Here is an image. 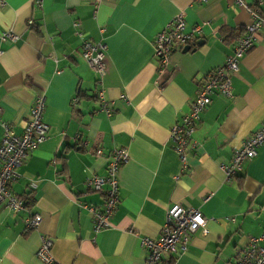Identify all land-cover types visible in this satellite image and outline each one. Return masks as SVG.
Segmentation results:
<instances>
[{"label": "crops", "instance_id": "1", "mask_svg": "<svg viewBox=\"0 0 264 264\" xmlns=\"http://www.w3.org/2000/svg\"><path fill=\"white\" fill-rule=\"evenodd\" d=\"M179 12L185 32L199 30L189 50L174 51L160 75L152 43ZM250 20L234 0H42L41 6L0 0V36L17 35L15 41L0 39V143L2 122L21 133L38 94L45 95L43 121L49 126L10 184L24 209L0 204V264H44L35 256L40 235L52 239L58 264H141L142 239L159 235L174 203L200 209L207 233L197 230L185 251L164 253L161 264H230L250 237L259 236L264 143L232 180H225L221 165L264 118V27L231 75L232 96L212 95L183 170L170 138L173 124ZM226 30L235 32L226 39ZM79 33L106 44L103 76L81 56ZM100 91L109 116L100 108ZM116 148L128 152L119 171L120 202L111 225L94 234L91 216L79 204L103 208L104 191H91L86 178L104 176ZM35 214L41 216L38 228L29 229L26 218Z\"/></svg>", "mask_w": 264, "mask_h": 264}, {"label": "built area", "instance_id": "2", "mask_svg": "<svg viewBox=\"0 0 264 264\" xmlns=\"http://www.w3.org/2000/svg\"><path fill=\"white\" fill-rule=\"evenodd\" d=\"M99 1L96 0V2ZM234 1L237 6L247 10L251 20L245 26L242 35L238 37L224 63L207 74L203 84L199 86L195 98L190 103L189 111L184 114L180 122L174 123L170 130L173 149L178 156L182 170L187 167V150L192 144L193 133L202 113L212 102V95L218 93L226 97L232 96L231 75L239 70L242 57L253 48L259 31L264 27L262 12L264 0H257L251 5L246 4L244 0ZM34 2L37 6L42 4V0H34ZM184 25V13L179 12L170 20L165 29L156 34L152 46L158 74L162 75L167 72L171 54L188 45L193 39L194 33L199 30L197 26L192 32L187 33L184 31ZM79 36L82 39L81 56L99 77L103 76L108 69L105 56L106 44L101 40L85 38L84 33H79ZM0 39L15 41L17 35L11 31H4ZM99 98L101 99V110L109 116L111 109L107 107L103 91L99 92ZM77 101V97L72 98L73 105ZM44 109L45 95L38 94L34 97L28 119L21 133L15 132L8 123L2 122L0 204H4L9 210L19 211L25 207L23 199L10 189V184L20 176L17 168L23 163L28 153L47 138L49 126L43 121ZM263 143L264 118L261 126L246 137L241 146L234 151L231 161L221 165L225 180H232L242 170L243 163L256 156L257 149ZM97 153L100 151L97 150ZM107 160L104 176L93 175L86 178V185L91 191H104L103 208L97 210L93 205L79 204V207L86 210L91 216L94 234L102 232L111 225V215L120 202L118 195L119 171L120 167L128 160V152L124 148H116L112 150ZM40 219L41 216L37 214L27 217V228L37 229ZM207 223L208 219L200 209L184 207L179 203L172 204L166 211L159 235L155 238L145 237L142 239L146 256L141 264H161L164 253L174 254L185 251L192 234L197 230L207 233ZM39 238L40 243L35 256L44 264H58L51 252L52 239L45 235H40ZM230 264H264V231L257 237H250L246 245L233 256Z\"/></svg>", "mask_w": 264, "mask_h": 264}, {"label": "water", "instance_id": "3", "mask_svg": "<svg viewBox=\"0 0 264 264\" xmlns=\"http://www.w3.org/2000/svg\"><path fill=\"white\" fill-rule=\"evenodd\" d=\"M202 42L200 41V42H198V44H201ZM189 48H190V45H185L181 50L182 51H186V50H189ZM196 48H193L192 49V51H194Z\"/></svg>", "mask_w": 264, "mask_h": 264}, {"label": "trees", "instance_id": "4", "mask_svg": "<svg viewBox=\"0 0 264 264\" xmlns=\"http://www.w3.org/2000/svg\"><path fill=\"white\" fill-rule=\"evenodd\" d=\"M263 15H264V13H263ZM227 31V30H226ZM227 32H229V34L230 33H233V32H235L234 30H228ZM231 36V34L230 35H227L226 36V39H228L229 37ZM62 158H64V156H62ZM30 195V194H29ZM24 200V199H23Z\"/></svg>", "mask_w": 264, "mask_h": 264}]
</instances>
